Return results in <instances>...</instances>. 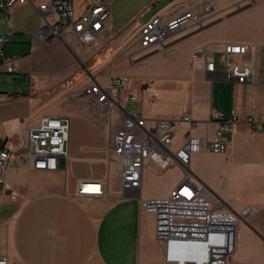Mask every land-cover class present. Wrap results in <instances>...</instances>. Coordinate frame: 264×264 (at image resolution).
I'll use <instances>...</instances> for the list:
<instances>
[{"label": "crops", "instance_id": "1", "mask_svg": "<svg viewBox=\"0 0 264 264\" xmlns=\"http://www.w3.org/2000/svg\"><path fill=\"white\" fill-rule=\"evenodd\" d=\"M206 6L211 7L202 26L178 32L163 50L130 60V53L139 50L134 41L140 28L153 16L170 18ZM25 10L35 13L36 9L29 4L13 9L14 27L10 29L14 38L32 33L37 49L47 53L59 45L69 53L68 40L75 38L62 45L51 36L47 43L37 44L40 25L21 15ZM226 42L253 47L250 58L255 64V82L229 81L220 73L207 75L202 61L193 58L198 48ZM10 43L5 53L18 59L16 72H7L0 63V149L11 153L5 185L0 183V255H8L10 264H164L165 244L156 235L151 201L168 198L183 173L158 193L144 180L140 189L124 190L119 160L110 154L119 117L109 129L105 154L99 151L101 122L85 118L72 121L75 128L66 165L62 161L56 171L33 169L28 131L38 127L45 116L72 112L63 106L64 97L52 91V85L47 87L35 70L32 53L8 54L7 48L13 51ZM86 47L95 63L91 68L81 64L83 70L105 71L104 83L126 77L128 93L138 97L130 108L150 120L178 119L189 112L196 124L176 125V148L189 131L204 144L212 139L216 112L229 116L235 110L239 114L241 123L231 149L226 153L204 149L193 157L190 168L235 213L253 209L249 223L240 221L246 238L237 245L229 264H256L259 256L264 264V127L253 129L246 123L250 116L264 120V0H116L98 41ZM107 164L117 170L115 188L106 175Z\"/></svg>", "mask_w": 264, "mask_h": 264}, {"label": "built area", "instance_id": "2", "mask_svg": "<svg viewBox=\"0 0 264 264\" xmlns=\"http://www.w3.org/2000/svg\"><path fill=\"white\" fill-rule=\"evenodd\" d=\"M115 2L83 0L79 7L77 0H0V22L13 28V9L29 4L47 24V28L36 32L37 44L43 45L49 37L55 36L62 45L67 44L68 38H75L92 46L106 28ZM210 7L201 11H184L170 18L153 16L140 28L134 41L139 50L130 54V60L135 62L140 55L163 50L178 32L202 26ZM10 42V34L0 31V63L7 72L14 73L18 59L7 57L5 53V46ZM252 53L253 47L249 44L226 42L198 48L193 58L202 61L207 75L220 73L229 81L253 83L256 79L255 64L250 58ZM100 75V71L88 72L72 99H82L87 108L100 113L103 118L110 111L119 115L110 154L119 160L117 167L122 174L123 189H140L147 166L159 171L179 166L184 172L183 179L168 198L151 201L156 213V235L165 244L167 262L229 264L234 254L232 237L241 219L250 222L253 209L247 208L242 215L235 213L195 178L190 165L193 157L204 149L212 153H226L231 149L233 135L241 123L239 114L235 110L229 116L216 112L217 129L212 139L204 144L199 136L189 131L176 148V125L180 122L196 124L188 111L178 119L150 120L140 110L129 107L138 101V97L128 93L129 80L126 77H113L104 83L99 79ZM145 88L150 89L149 85ZM246 123L253 129L264 127V120L257 121L253 116L248 117ZM71 127L72 120L68 116H45L38 127L28 131L33 169L56 171L62 161L69 159ZM10 156V151L0 149V183L3 185ZM11 198L16 196L12 194ZM186 254L192 261L180 258ZM0 264H10L8 255H0Z\"/></svg>", "mask_w": 264, "mask_h": 264}, {"label": "rangeland", "instance_id": "3", "mask_svg": "<svg viewBox=\"0 0 264 264\" xmlns=\"http://www.w3.org/2000/svg\"><path fill=\"white\" fill-rule=\"evenodd\" d=\"M82 1L83 0H77V5L79 7L81 6ZM21 15H26V18H28V21L32 24H39L41 29L47 28V24L38 11L35 10V13H31L28 10H25L24 13H21ZM1 30L8 32V34H12V29H10V27L4 22H0V31ZM18 35L20 36L17 38H14L13 34L11 35V43L9 44V47L10 45H13L11 47L13 51H11L10 48H7L8 54L20 57L32 53L35 70L40 72L42 79H44L47 83V87L52 85L51 90L56 91L64 97L63 106L72 112L65 115L70 116L72 121L79 122L87 118L94 122H101L102 131L99 135L100 141H98L99 151L100 153L105 154L109 129L119 115L115 111H110L107 114V117L103 118L100 113L87 108L82 99L76 100L75 103L72 102V95L80 90V87L86 78L87 72L83 70V68L85 66L88 68L94 66V58L89 56L91 52L87 50L86 46L75 39L72 40V42L68 40V48L70 50L69 53L59 45L51 46L50 51L45 53L43 49L36 48L32 33L24 36L23 34ZM81 64H83L84 67H82ZM106 76L107 73L103 71L99 79L102 82H106ZM35 80L36 79L34 78V84L36 85L37 82ZM74 128L75 126L73 122L69 144L72 143ZM64 164L66 165L65 161ZM69 167H71V162H69ZM106 167V175L111 180L112 186L115 188L117 186V170L113 164H107ZM181 172L184 174L183 170L179 166L171 167L165 171H159L155 168L152 170L146 169L144 181L154 193H158L164 189L166 183L171 178H175V176ZM221 202L223 203V201ZM245 229L246 228L242 225V223L239 222L236 233V239H238L237 245L239 246H241L245 241ZM234 256L235 258L237 257V255ZM231 258L233 259V256ZM256 260V264H262L261 256H259ZM232 262L234 263V261ZM164 264L169 263L164 262Z\"/></svg>", "mask_w": 264, "mask_h": 264}, {"label": "bare ground", "instance_id": "4", "mask_svg": "<svg viewBox=\"0 0 264 264\" xmlns=\"http://www.w3.org/2000/svg\"><path fill=\"white\" fill-rule=\"evenodd\" d=\"M232 245H233V249H234V253L236 251V248H237V239H236V232L234 233L233 237H232ZM180 255H178L177 257H179ZM180 258L184 261H192V259H190V256L189 254H186V256H180ZM166 260V258H165ZM167 262V260H166ZM169 263V262H167ZM169 264H174V263H169Z\"/></svg>", "mask_w": 264, "mask_h": 264}]
</instances>
